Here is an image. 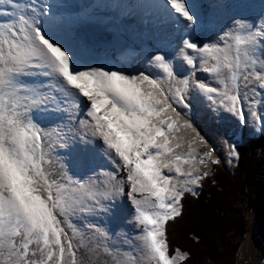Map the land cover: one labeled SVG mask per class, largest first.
<instances>
[{
	"label": "snow or ice",
	"instance_id": "obj_1",
	"mask_svg": "<svg viewBox=\"0 0 264 264\" xmlns=\"http://www.w3.org/2000/svg\"><path fill=\"white\" fill-rule=\"evenodd\" d=\"M79 7L0 0V264H181L167 225L209 140L264 133V0Z\"/></svg>",
	"mask_w": 264,
	"mask_h": 264
},
{
	"label": "trees",
	"instance_id": "obj_2",
	"mask_svg": "<svg viewBox=\"0 0 264 264\" xmlns=\"http://www.w3.org/2000/svg\"><path fill=\"white\" fill-rule=\"evenodd\" d=\"M263 150L264 133L247 139L237 149L232 175L222 164H212L198 196L185 195L183 216L167 225L170 243L191 254L181 264H234L240 243L234 244L231 237L245 235L243 212L247 207L255 213L257 225H264V206L259 199L264 160L257 156Z\"/></svg>",
	"mask_w": 264,
	"mask_h": 264
},
{
	"label": "rangeland",
	"instance_id": "obj_3",
	"mask_svg": "<svg viewBox=\"0 0 264 264\" xmlns=\"http://www.w3.org/2000/svg\"><path fill=\"white\" fill-rule=\"evenodd\" d=\"M125 2H135V0H125ZM119 14V13H118ZM117 14V15H118ZM130 15H120L119 19L123 22L124 20H131ZM136 22V21H135ZM134 26V25H133ZM125 34V32H124ZM247 111V109H245ZM228 125H231V123ZM202 127H204L202 125ZM208 129L205 128V131ZM211 135V132L209 133ZM261 135V132L259 134L253 132L249 135H246V128L242 130V134H237L235 137V148L237 149L247 140L251 138H258ZM207 138V137H206ZM228 143H231L230 141ZM226 143V144H228ZM209 144L214 149V158H217L220 160V164H222V167L225 171L229 172L231 175L234 172L237 159L238 157H229L226 156L222 150L214 144L213 140H209ZM196 152L202 153L203 148L198 147L195 149ZM257 156L260 157V161L264 160V150L257 152ZM263 162V161H262ZM263 168H262V176L260 177V180H262V188H261V195H260V201L262 205L264 206V162H263ZM209 171L211 168V165L208 166ZM200 189V187H199ZM198 189V191H199ZM244 214V220L246 222L245 227V235L243 237H235L233 235L232 242L240 243L238 252L236 253V257L234 258V264H264V225L262 227H259L256 223V215L250 208L247 207V210L243 212ZM264 223V220H263Z\"/></svg>",
	"mask_w": 264,
	"mask_h": 264
},
{
	"label": "bare ground",
	"instance_id": "obj_4",
	"mask_svg": "<svg viewBox=\"0 0 264 264\" xmlns=\"http://www.w3.org/2000/svg\"><path fill=\"white\" fill-rule=\"evenodd\" d=\"M101 2H110V0H67V3H69L71 5L80 6L78 10H80L82 12H85V13H90V12L95 11L94 6L97 3H101ZM201 2H203V0H201ZM98 14L111 16L113 13H112L111 10L106 11V12L104 10H101ZM118 15L120 16V15H125V14L119 13ZM129 17H131L130 21L129 20H124V22H123L124 18L122 19V21H120L121 28L125 32V35L127 37H129L130 39H135L136 30H137V24L139 23V20L137 18H135L134 16H132V15H130ZM101 28L104 31H106V32H112L110 29H105L103 26H101ZM228 123L229 124L231 123V125H232L233 121H227L226 124H228ZM249 127H250V125L248 127H244V128H246V135H249V134H251L253 132H255L257 134L260 133V131H250ZM244 128H238L237 129V134L238 133L242 134V130ZM213 142L216 145V147L220 148L222 150V152L227 156V146H228V144L225 143V144L222 145L219 141H214V140H213ZM124 231L127 232L129 236H132V235L135 234L130 226L127 227L126 229H124Z\"/></svg>",
	"mask_w": 264,
	"mask_h": 264
},
{
	"label": "water",
	"instance_id": "obj_5",
	"mask_svg": "<svg viewBox=\"0 0 264 264\" xmlns=\"http://www.w3.org/2000/svg\"><path fill=\"white\" fill-rule=\"evenodd\" d=\"M85 32L89 35H94L95 37L103 40H108L112 38V32L104 31L101 26L97 28L85 29Z\"/></svg>",
	"mask_w": 264,
	"mask_h": 264
}]
</instances>
